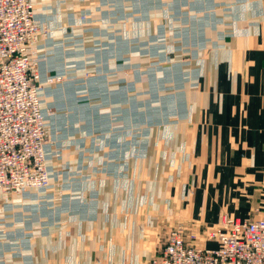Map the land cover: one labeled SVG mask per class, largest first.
<instances>
[{
  "label": "crops",
  "instance_id": "obj_1",
  "mask_svg": "<svg viewBox=\"0 0 264 264\" xmlns=\"http://www.w3.org/2000/svg\"><path fill=\"white\" fill-rule=\"evenodd\" d=\"M33 3L52 173L0 193V264H150L264 216V0Z\"/></svg>",
  "mask_w": 264,
  "mask_h": 264
},
{
  "label": "built area",
  "instance_id": "obj_2",
  "mask_svg": "<svg viewBox=\"0 0 264 264\" xmlns=\"http://www.w3.org/2000/svg\"><path fill=\"white\" fill-rule=\"evenodd\" d=\"M51 32L47 22L36 19L33 0H0V193L6 197H30L50 187L49 131L41 102L45 85L62 78L43 83L35 54ZM205 239L215 247L197 244L198 234L178 224L150 264H264V216H224Z\"/></svg>",
  "mask_w": 264,
  "mask_h": 264
},
{
  "label": "rangeland",
  "instance_id": "obj_3",
  "mask_svg": "<svg viewBox=\"0 0 264 264\" xmlns=\"http://www.w3.org/2000/svg\"><path fill=\"white\" fill-rule=\"evenodd\" d=\"M82 16H84V15H82ZM82 16H81V17H82ZM35 57H38L37 54H35ZM222 219H223V217H222ZM221 221H222V220H221ZM221 221H220L218 224H220ZM172 231H173V230H172ZM172 231H171V232H172ZM169 234H170V233H169ZM203 235H204V239H205V233H204ZM168 236H169V235H168ZM198 238H199V235H198ZM167 239H168V238H167ZM166 242H167V241H166ZM202 243H204L207 247H215V243H214V242H212V241H207L206 239H205L204 242H201L200 239H199V241L197 242V244H199V245L202 244ZM210 244H211V245H210ZM165 245H166V243H165ZM165 245H164V246H165ZM164 246L162 247V249L164 248ZM162 249H161V250H162ZM161 250H160V251H161ZM160 251H159V252H160Z\"/></svg>",
  "mask_w": 264,
  "mask_h": 264
}]
</instances>
